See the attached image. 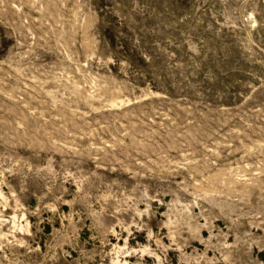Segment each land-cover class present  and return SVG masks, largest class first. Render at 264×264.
Listing matches in <instances>:
<instances>
[{
  "label": "rangeland",
  "instance_id": "obj_1",
  "mask_svg": "<svg viewBox=\"0 0 264 264\" xmlns=\"http://www.w3.org/2000/svg\"><path fill=\"white\" fill-rule=\"evenodd\" d=\"M0 264H264V0H0Z\"/></svg>",
  "mask_w": 264,
  "mask_h": 264
}]
</instances>
